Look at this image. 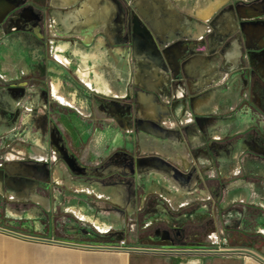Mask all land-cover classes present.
I'll return each instance as SVG.
<instances>
[{
  "label": "rangeland",
  "instance_id": "rangeland-1",
  "mask_svg": "<svg viewBox=\"0 0 264 264\" xmlns=\"http://www.w3.org/2000/svg\"><path fill=\"white\" fill-rule=\"evenodd\" d=\"M78 1L68 4L71 0H28L27 3L36 6L32 9L40 14V23L27 19L20 14L21 9L19 7H4L0 11V94L7 95L11 99L18 98V102L14 106L16 109H11L10 106L6 105L8 99L0 103V167L7 169L9 163L6 159L9 153L15 154V149L26 150L29 148L25 144L14 143L17 136L23 133L26 127L29 130L30 127H33L36 130L35 132L41 131L44 134L43 137L47 147L51 150L49 161L53 157L58 158L59 153L52 147L50 135L47 132L49 122H55L65 133L70 149L79 158L84 159L83 157H86V166L90 169L89 176L91 178H80L83 182L78 181V183L88 185L86 181L93 179L105 182V184L96 183L98 186H90L89 192L84 189L79 193L80 201L77 206L82 209L83 213L89 215L93 213L96 217L101 216L106 221L116 223L118 227L124 223V213L125 228L121 239L125 242L134 239L147 242L144 239L146 235L144 232L147 229L148 232L152 231L151 223L155 218L153 216H142L139 214V210L144 206L145 199L150 193L151 182L156 179V176L149 171L136 173L135 158L141 156L142 149L149 151L145 155H151L152 149L158 147L160 142L151 134L150 126L141 122L142 115L150 119L148 115L151 114L145 112L147 107L142 103L140 94L145 99H150L149 96L153 93L146 91L142 93L135 90L134 79L136 61L140 52L149 51L150 46L159 47L161 51L162 46L156 40V32L150 21L141 16L137 8L129 3L125 7V17L121 18L122 27L128 26L130 18L134 17L137 18L144 31L141 34H134L126 27L131 38L129 43L122 48L126 54L121 55L122 53H119L120 55L117 56L115 61L111 57H105L106 51L116 48L117 45L110 44V46L108 45L109 49L105 50L97 41L91 45H86L82 42V38L80 40L78 33L79 36L77 34L76 36H66L62 33L63 29H66L65 26H68L73 20L71 11L82 8L81 6L73 7L80 5L81 0ZM263 1L255 0L253 3L255 7H249L254 10V16L248 23L244 21L247 19L246 11L248 7H246L247 3L243 0L232 1V7H229L228 10L224 9L216 17V20L221 19L224 22L229 20L235 26L240 24L237 34V38L240 39V57L236 62H232L226 57H223L222 61L218 60L220 62L219 67L222 68L224 74L228 71H234V69L240 70L241 74L237 76L241 79V82L235 91H230L232 84L230 78L235 81L237 77L226 78V75L221 76V79L225 80V84L223 89L216 94L222 95V112L225 115H228L227 112H229L227 104L231 94L235 95L239 104L236 109L238 112L245 111L248 107L254 108L256 99H260L264 105V89L261 92L262 98H257L255 94L261 88L264 74H259V71L256 72L258 76L253 74V71L258 69V66L253 63L256 64L257 62L258 64V59L253 61L251 53L262 50L264 46L262 44L264 41ZM41 4L46 7H38ZM56 5L57 7H55ZM56 10L59 11V20L54 14ZM102 29H94L92 32H88L100 35ZM84 30V34H86L87 30ZM246 37L248 40L242 44L241 38ZM39 42H41V47H44V54L40 57L36 54ZM228 45L226 44L225 47ZM61 51L67 59L66 66L59 65L55 61V53L59 54ZM94 52L101 54L100 61H103L102 65L106 64L108 70L111 71V82L115 86L120 84L126 87V92L120 95L122 99L105 96L96 90L94 84L90 85L94 78L91 72L86 80L79 78L77 71L80 69L82 59L91 56ZM225 54L224 50V56ZM88 63V68L92 71V64L90 61ZM119 64L124 69H121L120 72L118 71ZM23 68L28 69L27 76H21V74L11 75L13 70L17 73L21 69V73L24 70ZM169 72L168 84L170 83L172 88L166 93V97L160 99V101L163 103L162 101L166 99L163 103L164 106L173 108L174 105L175 109L181 110L180 118L183 119L184 100L188 98L190 93L181 89H184V84L187 81L175 76L174 72ZM56 76H59L63 81L62 90L66 88L76 90L79 95L78 99L84 98L88 101V114L82 113L76 107L65 103L61 104L55 100L51 88L53 78ZM27 86H29V89H27ZM37 97H40L39 104L32 111L28 110L26 106ZM262 109L259 108V111ZM142 112L145 113L141 114ZM30 113L34 116L43 115L45 120L42 124L27 126L22 121ZM226 118L223 117L224 122ZM13 119L15 121L13 125L10 124V127L7 124L12 122ZM73 119L84 125L85 129L80 132L76 131V125L72 123ZM189 120V117L185 118L187 123H189ZM169 126L173 125L170 124ZM225 126L227 131L232 132L235 123L230 118L229 122L226 121ZM258 126L260 130H264L262 128L264 127V119L259 121ZM192 128L193 126L188 124H177L175 129L168 131L170 134L167 137L169 138L161 142L163 148H167L169 145L168 147L174 152H188L191 158L188 173L191 172L192 182L193 184L196 183L194 188L184 186V188L178 189L188 198L189 206L179 209L171 208V214L164 221L169 225L180 226L185 223L201 222L206 214H210L211 218H206L212 222V232L218 237H220L219 234L223 238L237 236L244 239H254L253 237L257 236L259 242H262L264 240V207H257L244 200L239 201L237 199L238 196L245 193L246 189L243 186L250 183L252 179L247 171V141L240 138L236 141L232 140L231 143L229 142L230 144H223L222 147L220 145L214 146L216 155L219 153L218 150L224 147L223 156L218 155L213 162L208 163L203 157L199 156L202 152L201 149L193 148L188 139L187 135ZM225 142H228V139H224L223 143ZM195 157H198L197 160L194 159ZM122 160L123 162H121ZM28 162L26 159L23 161V163ZM10 174L12 173L6 172V177L10 179H12L11 177L16 179L21 177L20 175L11 176ZM74 178L78 180L75 176ZM119 178L123 180V184H120ZM96 182L98 181L96 180ZM4 184L3 188H10V190L17 188L16 186L9 187L5 182ZM53 195L54 192L50 190L49 196ZM105 202H107L106 205H109H105L108 209L100 214L101 211L97 210L96 205ZM89 204H93V207ZM31 207L33 205L30 202L11 200V197L6 198L3 195L0 199V228L25 236L45 239L50 229L46 232H35L25 230L20 224V214L28 212ZM115 207L120 210L115 209ZM121 210H123V213ZM0 245L14 247L0 248V264H23L24 249L30 252L32 259L42 258L47 260L54 259L55 251H57L56 248H53L54 245L25 241L3 233H0Z\"/></svg>",
  "mask_w": 264,
  "mask_h": 264
},
{
  "label": "crops",
  "instance_id": "crops-1",
  "mask_svg": "<svg viewBox=\"0 0 264 264\" xmlns=\"http://www.w3.org/2000/svg\"><path fill=\"white\" fill-rule=\"evenodd\" d=\"M78 1V0H77ZM232 1L234 0H123L124 4H133L140 12L141 16L150 21L151 26L156 32V40L158 44H161L162 49L165 51V55L162 58H166L170 65L168 68L171 72L175 73V76L185 79L184 89L190 93L187 99L184 100L183 115L184 118H180V111L174 108L164 106L163 100L160 99L166 97V93L171 90L168 86V75L164 72L163 64L156 62L154 66L148 61L147 53L140 52L137 57V65L135 66V90L142 92H151L150 99L144 98L140 94V99L147 107L145 112H150L152 118L148 120L155 121L163 126V135H160L163 140L168 139V131L175 129L177 124H186V117L191 118L192 112L196 115L207 117L208 119L201 120V123L206 125L208 138L213 140L216 144L223 146V140L228 137L231 140L243 138L247 141V171L252 178L250 183L243 186L246 190L237 197L239 201H246L257 207H264V130H260L256 117L248 115L247 113H239L236 110L239 106L235 95L231 94L227 104L228 115L223 114L222 95L216 94L223 89L224 81L221 76L226 75V78L237 77L240 74V70L228 71L223 73L220 69V62L223 57L236 62L241 54V48L239 45L240 39L237 38L240 24L233 25L229 20H216L217 15L224 9L232 7ZM246 4L247 19L246 23L250 22V19L254 16V10L249 7H255L253 5L255 0H243ZM69 2V1H68ZM76 2L71 0L70 3ZM79 2V1H78ZM264 2V1H263ZM94 7H82L75 10L72 16L74 17L75 30L78 31L80 38L82 35L90 38V43L93 40L92 34H84V28L89 31L102 27L107 32H112L114 22L118 13V7H110L111 3H108L107 7H96L97 1H93ZM57 6V5H56ZM264 7V3L263 6ZM89 14V22L83 23L82 19L85 14ZM59 20V17H58ZM87 30V31H88ZM115 33V32H114ZM111 34V33H110ZM115 33L114 35H116ZM91 36V37H88ZM242 44L245 43L248 38H241ZM89 43V44H90ZM226 44H229L225 47ZM159 50V47L155 48ZM225 50V56H224ZM161 53V51L159 50ZM151 56L154 57L150 51ZM62 51L58 54L55 53V61L61 65H67V59L63 55ZM145 56H144V55ZM107 58L111 55L106 53ZM104 57V58H105ZM101 54L96 52L91 56H87L82 59L80 69L77 74L83 80H86L90 72L93 74V82L90 85H95L96 90L105 96L120 97L121 94L126 92V87L115 86L111 81V71L102 65L103 61H100ZM85 60V61H83ZM219 60V61H218ZM92 64V71L89 70L88 62ZM99 61V62H98ZM84 62V63H83ZM218 63V64H217ZM118 65L120 72L123 66ZM162 65V68L159 66ZM231 68V67H230ZM20 73L13 70L11 75L21 74V76H27L28 69ZM124 70V69H123ZM169 71V70H168ZM170 74V73H169ZM75 76V75H74ZM77 77V76H75ZM230 78L231 88L230 91L238 89L241 79L237 77L235 81ZM261 88L255 93L256 97L262 98L261 92L264 89V81L261 83ZM62 79L58 76L53 78L52 83V96L55 100L61 104L65 103L69 106L76 107L82 113L88 114V101L84 98L78 99V93L76 90L64 89ZM261 90V91H260ZM157 94V96L155 95ZM254 94V96H255ZM258 95V96H257ZM8 99L7 106L11 104V97L0 94V103ZM39 104L38 100L29 103L26 108L30 111ZM163 104V105H162ZM254 109L264 108L261 100L256 99L254 103ZM230 109V110H229ZM192 110V112H191ZM29 111V112H30ZM262 111V110H261ZM144 112V113H145ZM227 117L226 120L236 116L234 131L229 132L227 130H220L216 125L217 119ZM143 120L147 119L143 115ZM162 120V122L158 121ZM23 120V119H22ZM45 120L43 115L34 116L31 113L28 114L22 123L29 126L30 124H42ZM50 121V120H49ZM51 123V121H50ZM55 124V122H53ZM72 123L79 125L81 129H85L84 125L77 120H72ZM172 124L173 126H169ZM58 126V125H57ZM59 128V126H58ZM264 129V127H262ZM60 129V128H59ZM36 130L33 127H26L25 131L17 136L14 143L25 144L29 148L26 150L15 149L13 153H9L6 160L8 165L17 167V160L23 158L28 160V166L24 168L31 169L32 174H28L35 180L41 179L39 173H44L47 176V182L50 187L56 186L61 189L66 187L71 190L73 194H79L84 189L89 192V185L80 184L75 178H72L66 171L64 165L61 162H55L53 157L50 160L49 156L51 150L48 149L44 140V134ZM67 145L68 141L65 133L60 129ZM188 139L193 148H196L203 143L201 134H196L193 130L188 133ZM100 137V135H99ZM98 137V138H99ZM159 142V140H157ZM163 142V141H161ZM158 143V147H154L151 151L152 155H159L165 158L168 162L179 166L182 170L189 169L191 166V158L187 151L174 152L170 147H162V143ZM69 147V146H68ZM70 148V147H69ZM76 159L84 165L87 164L86 157L84 159L79 158L75 152L70 149ZM149 151L146 149L141 150V156H146ZM218 155V154H217ZM223 152H219V156H222ZM85 156V155H83ZM98 156V155H95ZM216 158V153H215ZM206 161L207 159L203 157ZM44 162H47V166L43 168ZM209 163V162H208ZM35 165L37 168H33ZM3 177L0 176V189L4 186ZM85 192V191H84ZM150 193L158 198L164 199L171 208L179 209L188 205L189 200L185 197L182 191L176 189V187L163 178L156 177L151 182ZM53 197H50L52 201ZM39 200V199H38ZM59 198H57L58 202ZM61 202V201H59ZM58 202V206L61 207V203ZM179 205V206H177ZM73 215L79 219L89 220L83 216V211L79 206H74L68 209ZM254 239H244L237 236L230 237V248H243L250 249L258 253L264 258V240L259 242V237L254 236ZM45 239H52L63 241L67 243H74L80 245H116L118 241L112 243H104L92 239H88L84 236H69L65 234H58L50 230ZM128 248L139 247L145 249L163 250L169 251L173 249L174 252L162 253V252H126V251H94L85 250L80 248H71L64 246L54 245L57 251H55L54 259H32L30 252L25 249L24 263L23 264H260L250 257L243 254H212L206 253L209 246L208 244L201 242L199 245H187V246H168L164 244H152L146 241H137L136 239L126 241ZM0 248H14L7 245ZM124 249V248H120ZM181 250L196 251L193 253L176 252Z\"/></svg>",
  "mask_w": 264,
  "mask_h": 264
},
{
  "label": "flooded vegetation",
  "instance_id": "flooded-vegetation-1",
  "mask_svg": "<svg viewBox=\"0 0 264 264\" xmlns=\"http://www.w3.org/2000/svg\"><path fill=\"white\" fill-rule=\"evenodd\" d=\"M0 1H1L0 11L1 9H4V7H19V9H21L20 14L24 15L27 19L34 20L36 23L41 22L40 14L37 13L36 11H33L32 9V7H36V6L34 4L27 3L28 0H0ZM93 1L94 0H81L79 3L80 5L73 7H80V6L94 7L92 3ZM95 1L98 2L97 3L98 5L96 7H107L108 3L112 4L110 5V7H118L116 20L114 22L112 32H110L111 34L106 30L102 29V27H98V29H102L101 33H99L100 35L92 34L93 40L91 41V43H90V38H87L86 36L82 35V37H84L82 42L85 43L84 40L87 39L89 40V42L85 44L91 45L95 41H97V43H99L105 50L108 48V45L110 46V44L117 45L116 48H113L114 50L111 49L109 51H106L107 53H111L110 54L111 59L115 61L117 59V56H119L121 53H122L121 55L126 54L125 51L122 50V48H124V46L127 43H129L131 39L130 33L126 29V27H128L130 31V23L128 26H124V27H122L121 24L122 23L121 18L125 17L124 16L125 7H127V5L124 4L123 0H95ZM38 7H46V6L41 4ZM58 12L59 11L57 10L54 11V14L55 16H57V18H58ZM71 12L72 14H74L75 9H73ZM89 14L87 13L85 14V16L82 19L83 23L89 22L90 19ZM71 18L73 19V17ZM132 18H130L129 22H131ZM74 26H75L74 21L71 20L69 25L65 26L66 29L62 28L63 29L62 33L66 36H76L78 31L75 30L76 27ZM88 31H87V35L91 34L93 30L90 33ZM114 32L117 34L114 35L113 34ZM78 34L77 36H79ZM262 44L264 45V41L262 42ZM251 53L254 59L253 61L258 59V64L257 62L256 64L255 62L253 63L254 65L258 66V69L257 70L255 69L256 71H253V74L257 76L258 73L264 74V46L262 50L254 51ZM36 54L38 57L44 54V47H41V42L38 43V50ZM112 54L114 55L113 57ZM27 89H29V86H27ZM117 99H122V98L118 97ZM35 100H38V102H40V97H37V99H34V101ZM239 113H247L249 116L252 115L254 116V118L256 117L258 124L259 121L264 119V108L262 109V111L261 110L259 111L254 108L248 107L247 110L239 111L238 114ZM141 114L144 113L142 112ZM235 118L236 116L232 117L231 119L235 121ZM50 125L48 127L49 129H47V132L50 135L52 147L55 148L58 153H59V149L65 147V149L69 153V156L74 160L75 163L73 164L72 168H69L68 165L63 160V157L62 155H60V153L58 158H55L54 161L61 162L64 165L67 173L72 178H74L75 176L78 179L77 181H81L80 178H86V177L90 179L91 178V176H89L90 169L79 163V161L73 155L58 126L52 122L50 123ZM227 139L228 142L223 143L224 145H226V143L228 144L229 142L231 143L232 141L230 138ZM223 148L218 151L219 152L223 151ZM217 154L219 155V153ZM218 155H216V157H218ZM139 158L140 157H137L135 159H139ZM24 160L25 159H23L22 157L19 158L16 161L17 162L16 168L15 167L13 168V166L10 165L7 166V169L0 167V176L3 177L4 182L9 187L11 186L17 187L14 190H10L9 187H8L9 189L1 187L0 194L2 195H0V199L4 195L6 196V198L11 197V200L15 199L20 202H26V203L30 202V204L33 205V207H31V209L28 212H23L20 214L21 215L20 224L22 228H24L25 230H32L35 232H46L48 231V229H50L58 234H65L69 236H76V235L84 236L87 237L88 239H92L104 243H112L122 238L125 228V215L123 213V210L121 211L124 216V223L122 226L120 225V227H118V225L114 222H110V221H106L105 219H102L101 216L96 217L93 213H91L90 215L85 213L82 214L83 216H85L86 219L89 220L79 219L71 212H69L68 209L78 205L77 203H79L80 201V195L73 194L71 190L67 187L65 189H61L56 186L50 187L47 182L48 178L44 173L41 172L39 173V177L41 178L39 180H35L31 178L30 176H28V174H32L31 169L29 170V168H24L25 166H28V163H23ZM121 162H123V160ZM6 172L12 173L13 175H20V176L24 175L26 176V179L25 178L10 179L6 177ZM73 174L74 176H72ZM184 175L186 177V174ZM96 180L98 182H96ZM119 181L120 184H123V180H121V178H119ZM86 182L88 183L89 186H95L97 185L96 183L105 184L103 180H101L100 182L99 179H93L91 181H86ZM194 187L195 186H193V188ZM179 188H184V185H181ZM50 190L54 192V195L52 196L53 197L52 201H50V196H49ZM57 198H59L61 201L60 202L61 207L58 206V202L56 201ZM106 203L107 202L96 205L97 210L101 211L100 214L104 213L108 209L106 207L108 204L106 205ZM89 205L92 206L93 204H89ZM187 206H189V204ZM115 209H119V208L115 207ZM139 214L142 216H153L155 218L153 223H151L152 231L148 232L147 229L144 232L146 233L144 239H146L148 242L152 244H164L173 247V246L199 245L201 244V242H204L209 246L208 238L213 233L212 232L213 226H212V222L207 220L206 217L211 218L210 214H206L201 222H197L193 224L185 223L180 226H174L171 224L169 225V223L164 221V219H168L169 215L171 214V207L164 199L158 198L151 193H149L148 196L146 197L144 206L139 210ZM219 235H220L219 237L220 241L225 240L224 246L230 248L231 246L229 240L230 237L223 238L221 234Z\"/></svg>",
  "mask_w": 264,
  "mask_h": 264
},
{
  "label": "water",
  "instance_id": "water-1",
  "mask_svg": "<svg viewBox=\"0 0 264 264\" xmlns=\"http://www.w3.org/2000/svg\"><path fill=\"white\" fill-rule=\"evenodd\" d=\"M130 30L134 34H141L144 31V28L141 27L139 21L137 18H132L130 22ZM150 50L147 51V58L150 63H152L154 66L158 67V65H155L156 62L163 64L164 72L169 75V71H171L168 66L170 65L169 61L166 60V58H162V55H165V51L161 50V53L159 50L154 49V47L150 46ZM150 51L153 53L154 57L151 56ZM251 56V53L249 54ZM162 68V65L159 66ZM169 70V71H168ZM176 79V78H173ZM169 88H171V84H168ZM156 94V93H155ZM157 95V94H156ZM16 99H11V104L9 105L11 109L15 108V104L18 102ZM14 111V110H13ZM192 112V110H191ZM15 116V115H14ZM13 116V118H14ZM208 119L207 117L199 116L196 115L194 112H192V117L189 120L188 124L189 126H193L192 130L198 134H201V137L203 138V143L197 146L196 148L201 149V154L199 156L206 158L208 162H213L215 160V147L216 143L213 140H210L208 138L207 134V127L206 125L201 123V120ZM216 125L220 130H226V119L224 122V119H217ZM14 119L12 122H8L7 125L11 127L14 123ZM141 122L143 124H146L150 126L152 132L151 134L156 138V140H159V142L163 141V138L160 135H163V126L160 125L159 123L148 120V119H141ZM11 124V125H10ZM76 131L80 132L83 129L79 127V125H76ZM215 146V147H214ZM60 155H62L63 160L65 163L68 165L69 168H72L73 164L75 163L74 160L69 156L68 151L63 147L62 149H59ZM198 157H195L194 159L197 160ZM47 166V162H44L43 168ZM33 168H37L35 165L32 166ZM142 171H149L152 175H155L156 177L163 178L164 180L170 182L173 184L176 189L178 190L181 185H186V186H195L196 183L193 184L192 179H191V172L188 173L187 170H182L175 166L174 164L168 162L165 158L159 156V155H146V156H140L139 159H135V172H142ZM187 172V173H186ZM186 174V177L185 175ZM11 176H14L13 174H10ZM12 179H16L15 177H11ZM25 178L26 176L22 175L20 177ZM24 179V180H25ZM4 184V181H3ZM190 184V185H189ZM5 185V184H4ZM0 233L15 237L17 239L25 240V241H30L34 243H42L46 245H57V246H64V247H71V248H80V249H85V250H94V251H126V252H162V253H168V252H174L173 249L169 251H163V250H154V249H145V248H139V247H131V248H124V249H119L114 246H107V245H80V244H74V243H67L63 241H58V240H52V239H44V238H37V237H31V236H25L7 229L0 228ZM122 240V239H119ZM118 240V241H119ZM176 252H184V253H193L196 251H189V250H181V251H176ZM206 253H212V254H243L251 259L255 260L256 262L260 264H264V258L261 257L258 253H256L253 250L250 249H243V248H235L227 251H203Z\"/></svg>",
  "mask_w": 264,
  "mask_h": 264
},
{
  "label": "built area",
  "instance_id": "built-area-1",
  "mask_svg": "<svg viewBox=\"0 0 264 264\" xmlns=\"http://www.w3.org/2000/svg\"><path fill=\"white\" fill-rule=\"evenodd\" d=\"M209 248L208 250L211 251H227V250H231L232 248H227L225 247V240L224 241H220V238L218 237V235H216L215 233H212L209 236ZM116 248H128L126 245L125 240H119L116 245H112Z\"/></svg>",
  "mask_w": 264,
  "mask_h": 264
},
{
  "label": "bare ground",
  "instance_id": "bare-ground-1",
  "mask_svg": "<svg viewBox=\"0 0 264 264\" xmlns=\"http://www.w3.org/2000/svg\"><path fill=\"white\" fill-rule=\"evenodd\" d=\"M84 41H85V43H88V42H89V40H87V39H86V40H84ZM148 117H149V118H152V116H151V115H148ZM159 121H160V122H162L161 120H159ZM11 262H12V261H11Z\"/></svg>",
  "mask_w": 264,
  "mask_h": 264
}]
</instances>
